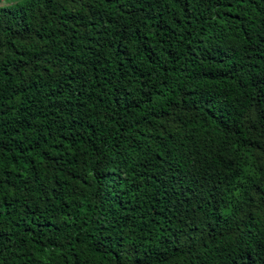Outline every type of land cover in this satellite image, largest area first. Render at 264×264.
<instances>
[{
    "label": "trees",
    "instance_id": "obj_1",
    "mask_svg": "<svg viewBox=\"0 0 264 264\" xmlns=\"http://www.w3.org/2000/svg\"><path fill=\"white\" fill-rule=\"evenodd\" d=\"M7 1L0 264H264V0Z\"/></svg>",
    "mask_w": 264,
    "mask_h": 264
},
{
    "label": "rangeland",
    "instance_id": "obj_2",
    "mask_svg": "<svg viewBox=\"0 0 264 264\" xmlns=\"http://www.w3.org/2000/svg\"><path fill=\"white\" fill-rule=\"evenodd\" d=\"M2 4L0 5V8H3V7H6V6H9L11 5L12 3H10L9 1L7 0H2Z\"/></svg>",
    "mask_w": 264,
    "mask_h": 264
}]
</instances>
